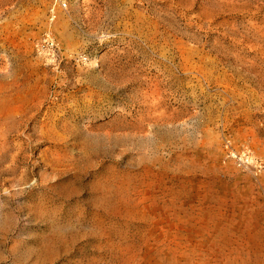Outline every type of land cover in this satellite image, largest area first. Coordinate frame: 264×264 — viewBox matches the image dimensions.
<instances>
[{"label": "rangeland", "instance_id": "obj_1", "mask_svg": "<svg viewBox=\"0 0 264 264\" xmlns=\"http://www.w3.org/2000/svg\"><path fill=\"white\" fill-rule=\"evenodd\" d=\"M0 264H264V0H0Z\"/></svg>", "mask_w": 264, "mask_h": 264}, {"label": "built area", "instance_id": "obj_2", "mask_svg": "<svg viewBox=\"0 0 264 264\" xmlns=\"http://www.w3.org/2000/svg\"><path fill=\"white\" fill-rule=\"evenodd\" d=\"M36 48L40 52H47L53 55L54 52V40L49 33L44 34V36L37 42Z\"/></svg>", "mask_w": 264, "mask_h": 264}]
</instances>
